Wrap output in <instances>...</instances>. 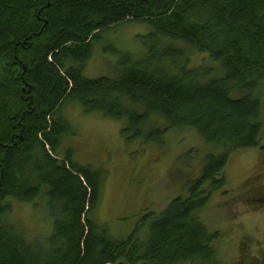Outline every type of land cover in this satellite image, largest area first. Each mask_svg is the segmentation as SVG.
<instances>
[{
    "label": "trees",
    "instance_id": "obj_1",
    "mask_svg": "<svg viewBox=\"0 0 264 264\" xmlns=\"http://www.w3.org/2000/svg\"><path fill=\"white\" fill-rule=\"evenodd\" d=\"M123 24L149 27L143 51L89 79L95 45ZM188 49L210 63L192 66ZM263 97L264 0H0V264H217L221 236L200 213L232 155L264 149ZM70 102L123 123L126 143L192 131L212 152L185 197L120 239L96 219L106 171L63 154ZM43 200L53 230L30 242L14 206ZM248 248L232 264H264Z\"/></svg>",
    "mask_w": 264,
    "mask_h": 264
},
{
    "label": "rangeland",
    "instance_id": "obj_2",
    "mask_svg": "<svg viewBox=\"0 0 264 264\" xmlns=\"http://www.w3.org/2000/svg\"><path fill=\"white\" fill-rule=\"evenodd\" d=\"M148 31L146 25L123 24L107 32L102 43L95 45L85 76L117 78L118 62L124 54L143 51ZM188 56L192 66L210 63L208 56L191 49ZM262 109L264 118V97ZM63 112L76 132L64 141L63 154L71 149L80 165L106 171L96 219L120 239L133 232L143 214H160L173 200L185 197L186 181L200 176L213 149L192 131L168 133L163 147L129 144L122 136L121 122L87 115L75 102L68 103ZM157 123L153 119L150 125ZM226 178L227 186L215 193L200 213L209 231L221 236L217 264L235 262L244 242L252 257L259 258L264 254V205L260 207L262 202L255 200L264 198V149L233 154ZM47 216L43 200L37 206L16 203L11 219L33 242L52 232Z\"/></svg>",
    "mask_w": 264,
    "mask_h": 264
}]
</instances>
